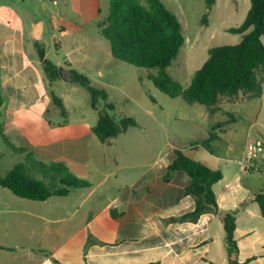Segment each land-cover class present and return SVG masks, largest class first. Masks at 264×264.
Masks as SVG:
<instances>
[{
	"label": "crops",
	"instance_id": "1",
	"mask_svg": "<svg viewBox=\"0 0 264 264\" xmlns=\"http://www.w3.org/2000/svg\"><path fill=\"white\" fill-rule=\"evenodd\" d=\"M109 8L110 0H0V127L7 142L26 150L11 151L0 136V177L29 154L45 165L63 164L89 185L44 201L0 187V264H227L217 216L164 223L194 209L184 194L185 173L164 181L175 149L222 173L212 189L220 211H236L238 263L264 264V217L256 203L239 209L264 189L263 178L247 174H262L264 153L245 158L249 144L264 150V82L259 97L224 98L214 112L180 106L174 121L185 124L186 137L168 141L160 91L150 80L154 73L114 59L100 34ZM37 25L38 41L33 39ZM35 42L58 69L83 74L103 90L113 106L110 117L132 118L136 126L100 142L92 131L97 111L90 98L82 106L77 96L67 95L66 81L46 79ZM51 48L55 55L49 59ZM47 87L61 92L54 95L66 117ZM103 106L100 102L98 109ZM199 141L206 145L194 144Z\"/></svg>",
	"mask_w": 264,
	"mask_h": 264
},
{
	"label": "trees",
	"instance_id": "2",
	"mask_svg": "<svg viewBox=\"0 0 264 264\" xmlns=\"http://www.w3.org/2000/svg\"><path fill=\"white\" fill-rule=\"evenodd\" d=\"M214 0H205L209 10ZM100 34L110 43L114 59L137 68L154 69L150 76L154 87L167 97H181L188 105H202L210 112L217 110L221 98L233 99L239 94L259 97L264 82V0H249V9L242 23L230 29L240 36L233 45H219L208 49L207 58L193 73L187 87L175 81L166 69L176 59L184 44L181 26L160 0H110L105 21L99 25ZM37 57L46 79L51 83L59 79L58 68L45 58V50L34 43ZM72 81L85 89L91 108L97 111V121L92 131L98 140L106 143L128 128L136 126L132 118L115 121L109 116L113 106L106 103L103 90L92 86L83 74L71 71ZM53 105L61 116L66 117L62 101L50 92ZM0 96V104H1ZM104 106L98 109V104ZM0 136L8 149L17 153L26 150L16 148L7 142L0 127ZM205 146L204 141L194 143ZM192 144V145H194ZM174 159L168 165L164 181L168 182L174 173L181 171L189 178L184 194L194 201V209L178 217L164 220V223H196L200 216H217L225 232L227 264H239L238 248L234 239L236 211L222 212L212 189L221 180L219 170H211L202 163L187 157L183 150H174ZM87 182L78 179L63 164L45 165L26 154L25 163L16 164L5 176L0 177V187L9 190L16 197L44 201L52 196H65L72 189L87 188ZM248 203H256L264 217V189L244 201L239 209Z\"/></svg>",
	"mask_w": 264,
	"mask_h": 264
},
{
	"label": "rangeland",
	"instance_id": "3",
	"mask_svg": "<svg viewBox=\"0 0 264 264\" xmlns=\"http://www.w3.org/2000/svg\"><path fill=\"white\" fill-rule=\"evenodd\" d=\"M164 7L178 19L184 44L180 48L176 59L166 69V72L183 87H187L191 81L193 73L202 65L207 58L209 48L219 45H233L240 39L239 35L230 32V29L238 27L249 9V0H214L213 6L207 10L205 0H160ZM33 30V28H32ZM31 30V31H32ZM48 35L44 32L43 43L48 44ZM55 51L51 48L49 59H52ZM155 73L154 69H146ZM68 90L67 95L77 96L79 104L86 106V98H89L85 89L81 88L73 81L63 83ZM46 92L60 95L56 88H46ZM224 98H221L223 100ZM161 108L160 120L165 127L168 141L176 139L181 141L186 137L185 124L174 121L179 117L180 106L186 108H201L204 106L186 104L181 97L171 99L159 92L157 100ZM262 101L264 102V85ZM163 138V140H166ZM212 146V145H211ZM257 180L264 179V168L262 174L247 173ZM258 183L260 181H257Z\"/></svg>",
	"mask_w": 264,
	"mask_h": 264
},
{
	"label": "water",
	"instance_id": "4",
	"mask_svg": "<svg viewBox=\"0 0 264 264\" xmlns=\"http://www.w3.org/2000/svg\"><path fill=\"white\" fill-rule=\"evenodd\" d=\"M38 34H39V25L35 26L34 30H33V39L36 41H38L40 39ZM58 76H59V78H61L64 81H71L72 80L71 72L65 68H62V67L58 69Z\"/></svg>",
	"mask_w": 264,
	"mask_h": 264
},
{
	"label": "built area",
	"instance_id": "5",
	"mask_svg": "<svg viewBox=\"0 0 264 264\" xmlns=\"http://www.w3.org/2000/svg\"><path fill=\"white\" fill-rule=\"evenodd\" d=\"M48 1H50L53 4H56V0H48ZM261 153H264V150L260 146L249 144L245 152L246 161L255 158L258 154Z\"/></svg>",
	"mask_w": 264,
	"mask_h": 264
}]
</instances>
